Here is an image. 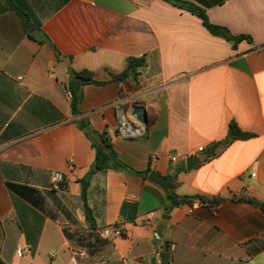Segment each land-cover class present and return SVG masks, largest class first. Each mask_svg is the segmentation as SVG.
I'll return each mask as SVG.
<instances>
[{
  "label": "crops",
  "instance_id": "1",
  "mask_svg": "<svg viewBox=\"0 0 264 264\" xmlns=\"http://www.w3.org/2000/svg\"><path fill=\"white\" fill-rule=\"evenodd\" d=\"M214 24L247 35L237 48L202 20L165 0H0V257L8 264H163L155 239L169 243L170 264H264V0H181ZM51 43L31 38L22 13ZM31 35V36H30ZM146 57L137 80L111 81L131 57ZM105 84L83 86L81 114L67 97L74 72ZM145 106L143 135L120 131ZM87 121L110 136L134 172L90 178L96 150ZM252 134L211 155L230 123ZM199 148H204L198 152ZM207 155L191 170L190 157ZM66 182L51 190V174ZM157 172L179 196L197 199L167 213ZM35 189L33 204L11 189ZM169 189V190H170ZM203 198L206 203L199 200ZM220 200L217 207L212 203ZM157 212L158 228L144 224ZM169 215L165 227L162 217ZM121 235L105 237L106 228ZM37 243L36 251L32 245ZM25 249L24 256L18 250ZM81 251L83 256H75ZM52 253H56L52 257Z\"/></svg>",
  "mask_w": 264,
  "mask_h": 264
},
{
  "label": "trees",
  "instance_id": "2",
  "mask_svg": "<svg viewBox=\"0 0 264 264\" xmlns=\"http://www.w3.org/2000/svg\"><path fill=\"white\" fill-rule=\"evenodd\" d=\"M175 6L184 8L191 12L192 14L198 16L205 27L209 30V32L215 36L221 37L228 42L232 43L235 48L239 45V43L243 40H248L252 42L251 37L247 35H234L227 27L214 24L210 21L207 13L202 8L195 6L193 4H188L181 0H165ZM24 25L26 30L29 34L35 29V27L30 24V15L23 12L22 13ZM31 36V35H30ZM31 38H34L31 36ZM147 59L146 57H131L127 60V68L121 73H113L111 72V81H115L118 83L125 82L131 78L137 80L140 76L139 70L143 67H146ZM104 81H98L94 78V73L88 69H84L82 71L74 72L73 77L69 82V90L73 94L72 98V110L75 116H79L81 114L80 105L83 101L84 94H83V86L87 84H97L102 85L105 84ZM81 129L85 132L87 137L92 141L93 147L96 150V157L94 164L89 172L87 178L84 179V185L82 187V200L84 203V212L86 215L87 220L89 221L91 228L96 227L95 219L93 216V212L88 203V188L90 185V178L93 174L99 171H107V170H115V171H122V172H134L138 173L144 177L148 175L150 171L139 172L131 168L127 163H125L121 157L119 156L118 152L113 146L112 140L110 136L106 133H96L90 130L89 123L87 121H82L80 124ZM95 136H101L103 140L102 145H98L93 141ZM252 137L251 133L244 132L238 126L237 123L232 122L229 126V133L225 140L219 142L215 145L213 150L211 151V155L217 154L219 149L224 148L231 144L233 141L238 139H247ZM176 184L171 185V189L167 193V205L165 210L167 213H170L173 209L180 207L185 204L192 205L194 202L197 201L195 197L192 196H179L175 192ZM11 189L18 193L19 195L23 196L25 199L30 201L33 204H37V197L36 195L38 192L35 189H31L24 186L19 185H11ZM199 200L203 203H206V200L203 198H199ZM238 200L245 201L247 203L253 204L255 202L252 198H240ZM220 203V200H216L214 203V207H217ZM261 208L264 211V202L261 204ZM158 230H162L160 227ZM37 248V243L32 245V249L35 252ZM165 252L169 251V243L164 244ZM0 264H8L2 260L0 257ZM170 264V263H169Z\"/></svg>",
  "mask_w": 264,
  "mask_h": 264
},
{
  "label": "built area",
  "instance_id": "3",
  "mask_svg": "<svg viewBox=\"0 0 264 264\" xmlns=\"http://www.w3.org/2000/svg\"><path fill=\"white\" fill-rule=\"evenodd\" d=\"M67 97L69 99L73 98L72 92L69 90L67 92ZM120 131L122 134L127 135V136H132V137H138L143 135V127L140 123L138 122H133L131 121L128 117H126L124 112H121V117H120ZM204 148H199L197 151L202 152ZM66 182V175L65 173L61 171H56L51 174V190L53 191H60L63 187V185ZM157 212L152 211L149 212L146 215V219L144 221L145 226L153 228L154 230L158 229V224H157ZM105 237H109L113 234L116 235H121L122 230L120 227H115V228H106L103 233ZM155 243L157 245L156 249V256L158 259H162V254H163V249H164V243L160 239V237H157L155 239ZM27 251L25 249H19L18 254L19 256H24ZM75 256H83L84 253L81 251H75L74 252ZM56 253H52V257H55Z\"/></svg>",
  "mask_w": 264,
  "mask_h": 264
},
{
  "label": "water",
  "instance_id": "4",
  "mask_svg": "<svg viewBox=\"0 0 264 264\" xmlns=\"http://www.w3.org/2000/svg\"><path fill=\"white\" fill-rule=\"evenodd\" d=\"M32 36L38 40H41V41H44L47 43H51V40L49 39L47 34L41 29H34L32 31ZM131 115L133 116V118L135 119L136 122L140 123L142 126H147V124H148V113H147V109L145 106H141L139 104L134 105L132 107ZM93 141L98 145L103 144V140H102L101 136H95L93 138ZM207 155L208 154H205L204 156L199 155L196 157L188 158V160H187L188 170H191L199 162H203L207 158ZM149 180L152 181L153 183L157 184L158 186H160L166 192H168L170 189L169 180L167 178L161 176L157 172H151L149 174ZM254 204L257 206L261 205L257 201H255ZM169 218H170L169 215H164L162 217L163 222H164V224H163L164 227H165L166 221L169 220ZM162 262H163V264H169V253H163L162 254Z\"/></svg>",
  "mask_w": 264,
  "mask_h": 264
}]
</instances>
